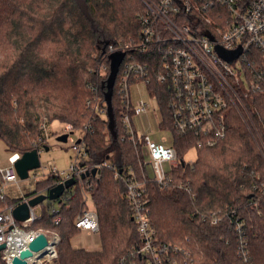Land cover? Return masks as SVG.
I'll use <instances>...</instances> for the list:
<instances>
[{"label":"trees","instance_id":"obj_1","mask_svg":"<svg viewBox=\"0 0 264 264\" xmlns=\"http://www.w3.org/2000/svg\"><path fill=\"white\" fill-rule=\"evenodd\" d=\"M142 9L139 0H0V139L11 154L23 155L43 146L44 123L49 127L53 121H60L75 130L90 124L84 138L88 157L83 165L109 161L119 168L135 167L140 148L120 137L119 87L114 85L112 97L116 136L111 135L107 143L104 129L109 122L106 126L107 122L87 105V85L97 79L104 48L135 33L130 21ZM94 53L99 56L92 59ZM24 84L34 93L21 91ZM50 84L56 85L51 88ZM151 88L160 103V129L172 131L182 161L171 186L148 185L151 222L158 238L191 251V259H183L182 264H245L238 256L240 237L233 226L238 219L245 224L247 264H264V158L251 132L233 114L227 137L218 146L197 150V161L189 164L184 156L193 148L194 140L174 133L163 90L157 84ZM10 89H18V108L11 107ZM98 173V177L91 176L85 190L99 216L102 250L74 248L72 239L80 234L75 219L84 202L80 190L61 206L59 225L45 209L42 219L30 228L47 225L44 228L60 233L57 264H145L143 257H133L131 252L141 242L131 220L126 188L113 179L111 170L100 168ZM59 181L48 176L37 183L35 192H45ZM19 200H0V212ZM49 205L56 207L55 203ZM214 212L221 217L218 225L209 220ZM0 264H6L1 256Z\"/></svg>","mask_w":264,"mask_h":264},{"label":"built area","instance_id":"obj_2","mask_svg":"<svg viewBox=\"0 0 264 264\" xmlns=\"http://www.w3.org/2000/svg\"><path fill=\"white\" fill-rule=\"evenodd\" d=\"M139 2L143 9L132 23L134 35L126 42L118 41L104 48L100 55L102 58L97 69V79L87 85L90 93L87 105L95 116L108 124L105 92L111 74V56L115 53L125 54L115 82L119 87L121 103L119 117L123 134L120 137L141 147L137 169L131 166L119 168L109 161L94 166L83 165L84 159L88 157L84 142L91 129L88 124L80 129L84 133L83 138L72 144L73 156L69 171L41 165L33 171L36 172L34 176H43L42 181L48 176L59 179L58 184L71 177L75 179V184L65 190L58 204L64 205L80 190L84 202L75 219V226L80 232L84 231L91 236L98 234L100 224L94 201L85 187L89 185L91 176H100V168L111 170L115 179L126 188V198L132 207V218L139 232L141 243L131 251L133 257H143L145 264H182L183 259H191V251L160 241L151 222V198L148 193V185L151 183L159 188L171 186L175 182V171L182 161L173 140L165 136L153 139L151 135L140 134L136 130L134 118L142 115L147 117L151 113V106L143 99L134 104L131 89L143 84L153 93L151 86L159 85L167 102L174 133L179 137H192V149L196 150L218 146L227 137L229 121L236 113L251 132L264 158V119L262 107L256 105L257 101L264 104V0ZM218 48L227 53L241 48L242 52L236 61L229 62L220 55ZM152 97L158 101L156 94L153 93ZM113 112L116 113L114 105ZM160 119L162 122L161 113ZM42 127L46 131V142L37 149L39 153L47 143L48 127L45 123ZM73 129L72 125H67L60 133L68 134L71 140ZM21 157V154H12L5 164L0 157L2 201L9 199L6 193L8 186H13L17 193L22 192L21 179L15 168V162ZM91 168L97 169L95 175H92ZM180 185L183 187L185 184L182 182ZM49 190L22 194L16 198L20 199L18 202L0 212V245H5L1 257L6 264H13L14 258L22 252L19 250L28 249L29 244L40 234L46 236L49 244L40 251L41 254L38 252L40 255L34 261L28 262L29 258L26 259L27 264H49L58 257V245L62 239L60 233L55 229L30 228L42 219L45 209L50 210L55 225H59L62 221L61 208L49 205L58 201L46 200V206L44 201L30 207V217L24 222L18 221L13 213L20 204L39 195H46ZM209 220L212 225H218L221 217L214 212ZM244 225L242 220L233 221L235 232L240 237L238 256L247 264L249 252ZM74 247L79 248L77 245ZM15 251H18V256H15Z\"/></svg>","mask_w":264,"mask_h":264},{"label":"rangeland","instance_id":"obj_3","mask_svg":"<svg viewBox=\"0 0 264 264\" xmlns=\"http://www.w3.org/2000/svg\"><path fill=\"white\" fill-rule=\"evenodd\" d=\"M134 18H135V16H134ZM134 18L130 21L131 27H132V23L134 21ZM132 36H130L129 38L128 37L121 38V39H119V41H125L126 42ZM10 52H11V50H9V53ZM9 53H7V54H9ZM97 56H99V54L94 53L92 55V59L96 58ZM26 84H24L23 89H20V90L30 92L31 89H25ZM55 85L56 84H50V87L54 88ZM65 87H67L66 83H64V88ZM38 89H39V87H38ZM10 90L13 92L11 107L12 108H18V105H17V90L18 89H10ZM131 90H132V97H133L134 104H136L139 100L143 99L145 102L149 103L151 106V109H150L151 113L149 115H147V117H146V115H142V116H137L134 118L136 130L140 134L146 133V134L151 135L153 139H160L161 137L165 136V137H168V139L170 141L174 140L172 131H169L168 129H167L168 131H165L162 128L160 129V125H159L161 122V119H160V113L161 112H160V108H159L160 103L157 101L156 98L152 97L153 93H150L149 89H147V87L143 84L139 85V86H137ZM41 91H46V90H41ZM30 93H34V92H30ZM28 96H29V94L27 95V97ZM257 100H260V99H257ZM259 107H262L261 103H259ZM2 110H3V102L0 101V114H1ZM22 123H23V121H21V124ZM243 123H244V121H243ZM67 125H70V124H65V123H62L60 121H53L50 124V126L48 127V129H47V143H46L45 147H48L49 150L48 151L43 150L39 153V156H41L40 157V163H41L42 167L49 168V167L55 166V167H57V170H59V171H69L71 161H72V156H73L72 149H71L72 144L74 142H76L77 140L82 139L84 136V133L80 129H76V130L73 129L72 133H70L71 140L67 139V141H65V142L58 141L57 138L62 134L60 132L63 129H65L67 127ZM106 126H107V123H106ZM104 137H105V141H107V143L110 142L111 136H110L107 128L104 129ZM253 140H254V137H253ZM130 144H132V143H130ZM132 146H135V145L132 144ZM135 147L137 149L139 147L140 149H138V155H137L138 161H137L135 167L131 166L134 169L138 166V162L140 161L139 156L141 155V147L140 146H135ZM15 153H18V152H15ZM10 155H12V154H11V152L8 151L6 144L0 139V157H1L2 162L4 164L8 162ZM112 156H113V154H111V157ZM197 158H198V151L196 149H191L184 156V160L187 163H194L195 161H197ZM35 173H36L35 171H31L28 179L20 180V183L22 184V187H23L21 193H17V191H15V188L13 186H8L6 188L7 195L10 198H17V197H20V195H22V194H28L29 192L34 191L37 188V182H39L43 178V176L39 177V178L34 176ZM41 175H42V173H40V176ZM113 179L115 181L119 182L118 180L115 179L114 175H113ZM54 203H55V206H57L58 208H61V206L58 204V202H54ZM47 204H48V202L46 201L44 203V206H46ZM45 226L47 227V225H45ZM45 226H43L42 229L48 230V228H44ZM100 233H101V231L98 232V234H94V235L89 236L84 231L80 232L79 235L78 234L75 235L74 238L72 239L73 245H77L79 248H84L87 250L100 251V250H102ZM76 249H78V248H76ZM59 259L60 258H59V252H58V257L53 259V261L49 264H57Z\"/></svg>","mask_w":264,"mask_h":264},{"label":"water","instance_id":"obj_4","mask_svg":"<svg viewBox=\"0 0 264 264\" xmlns=\"http://www.w3.org/2000/svg\"><path fill=\"white\" fill-rule=\"evenodd\" d=\"M218 51L220 55L226 59L229 62L236 61V59L240 56L242 50L241 48L239 50H235V52L227 53L223 51L221 48H218ZM125 57L124 53H115L111 56V74L106 82V92H105V99L108 104V118H109V124H108V130H110V134L112 136H116V130H115V122H114V112H113V104H112V97H113V88L116 82L117 75L119 73L120 65ZM68 139V134L60 135L57 140L65 142ZM80 142V141H78ZM45 151H48L49 148L45 147ZM40 157L39 151L37 149H34L33 151L26 152L22 155L20 159H18L15 162V168L16 171L20 177L21 180H26L29 178V172L36 170L40 167ZM97 172V169L92 170V175H95ZM89 175V173H87ZM86 176H83L85 178ZM75 179L71 177V179L66 180L63 183L58 184L57 186L51 188L48 192V194H42L39 195L31 200L29 202H24L20 204L15 210H14V216L15 218L20 221L24 222L29 219L30 217V207H34L41 202H44L46 200L48 201H58V203L61 202L60 197L63 195L66 189L71 188L75 184ZM133 221V218L131 219ZM49 243L47 242V238L44 234H40L38 237L35 238L33 242L29 244L28 249L22 251L20 253L19 257H15L13 260V264H27L26 259L33 256L34 253H40L41 250H43ZM5 249V245H0V256L1 251Z\"/></svg>","mask_w":264,"mask_h":264},{"label":"bare ground","instance_id":"obj_5","mask_svg":"<svg viewBox=\"0 0 264 264\" xmlns=\"http://www.w3.org/2000/svg\"><path fill=\"white\" fill-rule=\"evenodd\" d=\"M21 250L23 251L24 249H20L19 252H20ZM14 254H15V256H18L19 253H18V251H15ZM40 254H41V253H40ZM40 254H39V253H34L33 256L30 257V258L28 259V262L34 261V259L37 258V256L40 255Z\"/></svg>","mask_w":264,"mask_h":264}]
</instances>
